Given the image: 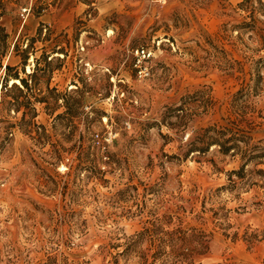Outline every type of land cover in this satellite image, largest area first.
Segmentation results:
<instances>
[{"label":"rangeland","instance_id":"374dc122","mask_svg":"<svg viewBox=\"0 0 264 264\" xmlns=\"http://www.w3.org/2000/svg\"><path fill=\"white\" fill-rule=\"evenodd\" d=\"M213 125L264 140V0H0V264H264V158Z\"/></svg>","mask_w":264,"mask_h":264},{"label":"trees","instance_id":"16d2710c","mask_svg":"<svg viewBox=\"0 0 264 264\" xmlns=\"http://www.w3.org/2000/svg\"><path fill=\"white\" fill-rule=\"evenodd\" d=\"M7 69H10V66H6ZM16 79H19L21 82L24 81L23 78H20L19 74H10ZM251 88H248L246 93H243V90L240 91V94H247L250 92ZM185 104L178 106V119H180V124L185 127L188 123L183 122L184 118L189 115L188 111L185 112ZM183 113V114H182ZM236 127H239L240 121H233ZM179 124V125H180ZM240 130V132H239ZM242 129L238 131H233L228 126H219L213 125L208 128H203L202 131L198 132L195 137L190 142L189 152H195L198 154H204L208 152L213 145L219 146V151L222 154L240 155L244 161L243 167L239 170H233V173H236L243 176L245 172V166L248 162L256 161L260 163V160L264 158V140H260L258 143L253 142V137L249 134L241 133ZM258 171L264 173V169H259ZM146 232H151L149 229L140 233L139 238H142ZM180 240H182L181 246L178 247L179 254L183 255L184 258H188L190 254L194 251L198 253H204L208 248L206 234L203 231H198L195 229V232L192 236H188L186 231H182Z\"/></svg>","mask_w":264,"mask_h":264},{"label":"built area","instance_id":"2783aa9c","mask_svg":"<svg viewBox=\"0 0 264 264\" xmlns=\"http://www.w3.org/2000/svg\"><path fill=\"white\" fill-rule=\"evenodd\" d=\"M30 10H31L30 7L23 8V11L21 14L24 17V19L28 17ZM150 55L151 53L145 48L137 49L138 59H137L136 67L138 69V74L141 77H145L149 73L148 66L145 64V61Z\"/></svg>","mask_w":264,"mask_h":264},{"label":"bare ground","instance_id":"6f19581e","mask_svg":"<svg viewBox=\"0 0 264 264\" xmlns=\"http://www.w3.org/2000/svg\"><path fill=\"white\" fill-rule=\"evenodd\" d=\"M16 82H20V80H19V79H16V78H15V79L13 78V79L11 80V84H14V83H16Z\"/></svg>","mask_w":264,"mask_h":264}]
</instances>
